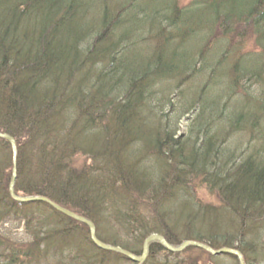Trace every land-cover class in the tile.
<instances>
[{
  "label": "trees",
  "instance_id": "obj_1",
  "mask_svg": "<svg viewBox=\"0 0 264 264\" xmlns=\"http://www.w3.org/2000/svg\"><path fill=\"white\" fill-rule=\"evenodd\" d=\"M239 28L264 57V0H192L185 8L177 0H0V132L17 147L14 193L52 200L93 222L100 241L133 254L159 234L264 264V59L256 74L253 56L228 64L227 43L205 49L216 30L229 38ZM150 34L151 48L142 45ZM193 78L203 85L180 140L157 111L171 98L157 95ZM251 79L258 98L247 95ZM238 94L252 102L229 109ZM246 132L249 153L224 161L218 136ZM11 165L0 139V264H134L97 249L82 223L13 201ZM193 179L215 191L216 205L200 208L180 194ZM10 224L21 225L20 239ZM143 264L237 261L152 244Z\"/></svg>",
  "mask_w": 264,
  "mask_h": 264
},
{
  "label": "rangeland",
  "instance_id": "obj_2",
  "mask_svg": "<svg viewBox=\"0 0 264 264\" xmlns=\"http://www.w3.org/2000/svg\"><path fill=\"white\" fill-rule=\"evenodd\" d=\"M191 2L192 0H177V5L179 8H185ZM237 30H238L237 32L233 33L232 35H229V38H227V36L226 38H222L223 36L221 37L216 30L214 32L213 38L210 40V42H208L205 45L206 47L205 49L206 50L210 49L213 44L215 45L220 43L224 46V43H227L231 48V56L229 57L228 64L233 65L236 61L242 59L246 60V56L249 57L253 56L252 58L255 64L254 68L256 69V74H258V63L261 62L264 59V57L263 55L261 56V52L258 49L257 44L255 43L254 35L251 33V31L243 32L240 28ZM152 36H153L152 34L147 36V39L151 38L152 41H146V43L143 41L142 43L144 44L142 45H146L149 48H151L155 43V42L153 43L154 39L152 38ZM190 46H194V45L191 44ZM200 81H202L201 78ZM249 81L250 82H247L248 85H250L247 90L248 91L247 95L250 97L255 96L256 98H258L257 95L260 92V88L256 86L254 79H251ZM198 82L199 81H196V79L193 78L185 82L183 86L179 85L181 86L180 92L182 93V95L181 93H178V90H180V88L176 90V88L173 87L174 86L173 84L175 82H169L165 84V86H167L165 91L162 90V88L158 91V92L163 91L162 93L157 95V96H161V98L159 97L161 101L164 99L163 102H165L168 101L169 98H171L170 99L171 104H165L162 109H160L161 107H158L159 109H157V111L161 112L163 115V118L161 117L160 118L164 122L165 120H169V125H170L169 128L174 132L175 138H179L180 140L184 139L186 135L189 133V127H190L189 122L184 123L182 121L186 117V115L184 114L186 113L188 106L190 104H193V102L196 100V92H198L199 88L202 87L203 85L202 83L198 84ZM206 87L207 85H205L204 88ZM226 98H227L226 95H224L223 101L226 100ZM242 100H246L250 103L252 102L250 98L238 94L235 97H233L231 100L230 99L227 100L226 105L229 109L230 108L233 109V106H237L239 102H242ZM154 118L156 119L158 118V116L154 115ZM252 135L253 132L239 133L234 135L231 134L225 135L223 133V136L222 134H220L218 136L219 137L218 139L223 138L224 140V142L221 144L222 159L225 161V158L226 159L230 158L231 161H234L236 163L239 161L240 157L243 156L245 157L249 153V151L247 150V145H255L254 143H249V141H251L250 136L252 137ZM255 135L258 136V133H255ZM260 137L264 138V122L262 124ZM260 142H262V140ZM226 168L228 169L227 166ZM180 194H189L190 197L192 196V198H194L193 200L196 202L194 204L200 208L211 204L216 205L218 203L217 194L215 193V191L212 192V190H210V188L206 184H203L200 179L191 180V183L185 186L184 189L181 190ZM4 228L7 229L9 233H12L11 235L12 237L16 239L21 238L22 227L20 224H10L4 226ZM112 231L116 233V230L114 228L112 229ZM116 234L118 235L120 240L129 241L130 237L125 236L123 232H117Z\"/></svg>",
  "mask_w": 264,
  "mask_h": 264
},
{
  "label": "water",
  "instance_id": "obj_3",
  "mask_svg": "<svg viewBox=\"0 0 264 264\" xmlns=\"http://www.w3.org/2000/svg\"><path fill=\"white\" fill-rule=\"evenodd\" d=\"M191 117H192V113L184 120V122H186ZM0 139L5 140L10 145L11 152H12L11 176H10L9 183H8V194H9L10 198L13 199L14 201L18 202V203H21V204H28V203L45 204L49 208L53 209L55 212L59 213L60 215L67 217L69 219H72L76 222L84 224L88 229L89 238H90L92 244L96 248H98L102 251L113 252V253L119 254L121 256H124L129 261H131L135 264H142L145 261L147 255H148L149 247L151 244H154V243L159 244L162 248H164L168 252H172V253H179L188 247H193V248L203 250L211 256H220V255L233 256L238 261V264H244V262L242 260V256L239 253V251H237V250L229 249V248H220V249L214 250L204 243L196 242L193 240L183 241L179 245L173 246V245L169 244L162 236L157 235V234H152V235H150L144 239L139 255L132 254L131 252H129L123 248H120L118 246L109 245L107 243L100 241L95 236L94 224L90 220H88L87 218L79 216L78 214H75L74 212L56 204L52 200H50L46 197H43V196H18V195L14 194V185H15L16 176H17L15 141L10 135H8L6 133H1V132H0Z\"/></svg>",
  "mask_w": 264,
  "mask_h": 264
}]
</instances>
